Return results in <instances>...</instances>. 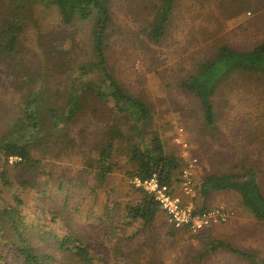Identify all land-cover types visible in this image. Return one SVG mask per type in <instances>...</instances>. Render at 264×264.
Segmentation results:
<instances>
[{
  "label": "trees",
  "instance_id": "16d2710c",
  "mask_svg": "<svg viewBox=\"0 0 264 264\" xmlns=\"http://www.w3.org/2000/svg\"><path fill=\"white\" fill-rule=\"evenodd\" d=\"M31 2L55 7L64 25L94 15L96 60L76 66L71 78L67 68L57 96L53 85L59 80L54 72H63L64 68L60 56L46 67L49 74L45 78L38 67L31 72L26 69L19 47L28 13L24 6ZM175 2L150 0L143 4L152 16L143 30L147 40L158 44L165 38ZM111 6V0H0V61L16 68L18 77L26 76L18 117L0 137V264H106L109 260L94 248L99 243H106L109 259L119 263L157 261L155 224L163 212L154 198L135 188L126 200H100L103 198L98 194L115 170L123 167L127 177L147 178L156 173L160 182L170 186L179 182L183 167L178 153L168 151L158 130L151 126L150 101L125 87L108 64L105 51L112 23ZM95 73L99 82L86 78ZM238 75L264 84V41L248 49L221 44L178 82L180 89L197 101L208 129L216 127L215 97ZM37 83L39 87H35ZM92 101L102 106L100 113L91 106ZM89 109L99 116L95 129H90L92 118H85ZM74 153L82 158L77 171L63 168L62 163L71 160ZM120 156L125 158L123 167ZM10 157L18 160L10 162ZM218 191L237 192L242 206L256 220L264 221V192L255 167L242 165L238 170L212 173L201 180L198 192L204 200ZM88 198L91 203L85 214L93 218L91 237L75 228V216L87 206ZM30 200L32 205H28ZM93 204L99 212L93 210ZM168 224L169 236L179 231ZM134 225L129 239L136 233H153L152 244L145 243L151 247L150 253L122 243L123 231ZM225 249L244 257L249 264H264V260H256L252 254L219 239L205 241L198 257Z\"/></svg>",
  "mask_w": 264,
  "mask_h": 264
},
{
  "label": "rangeland",
  "instance_id": "374dc122",
  "mask_svg": "<svg viewBox=\"0 0 264 264\" xmlns=\"http://www.w3.org/2000/svg\"><path fill=\"white\" fill-rule=\"evenodd\" d=\"M146 1L150 0H111L112 23L105 54L113 74L133 94L145 95L150 101L151 126L158 130L166 149L179 156L180 146L175 144L174 137L179 128L183 129L190 154L197 159L194 173L197 190L205 176L238 170L244 165L256 168L264 192V84L242 75L225 84L214 101V129L203 125L197 101L178 86V82L194 72L197 64L209 57L217 46L228 44L248 49L264 41V0H176L167 35L158 44L143 35L147 21L152 18L150 10L143 6ZM24 7L28 13L19 47L26 69L31 72L38 67L43 77L48 78L46 67L60 56L64 68L63 72H54L59 80L53 85L56 94L62 88L61 81L64 84L66 80L67 68L71 78L75 76L76 66L96 60L92 42L94 15L64 25L53 6L31 2ZM25 78L18 77L17 69L8 61H0V137L18 117V107L25 94ZM86 78L99 82L98 73ZM39 86L37 83L35 87ZM91 106L99 113L102 111V106L95 101ZM86 115V119L91 117L93 121L90 129H95L98 114L93 115L89 109ZM73 129L78 133V128ZM81 161V155L74 153L72 159H65L61 166L77 171ZM119 162L121 167L125 166L123 156L119 157ZM123 171L125 167L115 170L110 182L99 191L103 198L100 200L131 198L134 187ZM197 195V202L205 205L208 197L204 200L199 192ZM89 198L87 206L75 216V228L91 237L94 235L93 218L85 214L91 203ZM210 199L226 203L234 210L235 218L199 236L182 229L169 236V224L160 213L155 224L158 234L155 241L157 238L159 242L154 247L159 261L155 264H249L244 257L227 249L198 257L203 252L204 242L212 239L248 252L256 260H264V221L256 220L242 206L237 192H213ZM32 203L30 200L28 205ZM94 209L99 212L95 205ZM133 231L135 225L123 231L122 243L134 248L137 245L150 253L151 247L145 243L152 244L153 233H136L129 239ZM106 247V243L94 246L109 260L106 264H124L110 260Z\"/></svg>",
  "mask_w": 264,
  "mask_h": 264
},
{
  "label": "built area",
  "instance_id": "2783aa9c",
  "mask_svg": "<svg viewBox=\"0 0 264 264\" xmlns=\"http://www.w3.org/2000/svg\"><path fill=\"white\" fill-rule=\"evenodd\" d=\"M183 133V129L179 128L174 137L175 144L180 146V157L183 161L176 185L160 182L156 173L147 178L132 177L130 184L154 198L168 223L176 228L186 229L191 234H197L213 226L226 224L231 217V211L223 205L202 208L197 202L198 190L194 177L197 159L190 154L189 144ZM13 160L18 158L10 157L9 161Z\"/></svg>",
  "mask_w": 264,
  "mask_h": 264
},
{
  "label": "crops",
  "instance_id": "0c3cea01",
  "mask_svg": "<svg viewBox=\"0 0 264 264\" xmlns=\"http://www.w3.org/2000/svg\"><path fill=\"white\" fill-rule=\"evenodd\" d=\"M209 196H210V195H209ZM209 196H208V198H207L208 201H205V205H206V206H218V205H223L224 207L228 208V209L231 211V217H230V219H229L228 222H230L231 220H233V219L235 218V216H236V215H235V212H234V210H233L231 207H228L227 205H225L226 203L219 204V203H216L217 201H213L212 199L209 200ZM197 198H199L198 195H197ZM224 225H225V224L216 225V226H213V227H211V228H209V229H206V231H212V230H214V229H216V228H220V227H222V226H224Z\"/></svg>",
  "mask_w": 264,
  "mask_h": 264
}]
</instances>
